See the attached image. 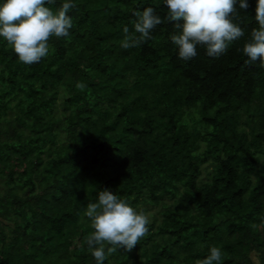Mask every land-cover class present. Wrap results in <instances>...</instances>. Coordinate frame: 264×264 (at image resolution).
Returning a JSON list of instances; mask_svg holds the SVG:
<instances>
[{
  "label": "trees",
  "instance_id": "16d2710c",
  "mask_svg": "<svg viewBox=\"0 0 264 264\" xmlns=\"http://www.w3.org/2000/svg\"><path fill=\"white\" fill-rule=\"evenodd\" d=\"M72 2L39 63L0 38V264H96L84 212L103 190L150 220L104 264H195L212 246L221 264H264V67L238 51L257 0L236 5L245 34L225 54L190 61L166 20L121 47L135 11L164 20L163 0Z\"/></svg>",
  "mask_w": 264,
  "mask_h": 264
},
{
  "label": "clouds",
  "instance_id": "9594fccd",
  "mask_svg": "<svg viewBox=\"0 0 264 264\" xmlns=\"http://www.w3.org/2000/svg\"><path fill=\"white\" fill-rule=\"evenodd\" d=\"M163 4L167 8L164 20L152 7L133 13L134 33L129 34L127 26L123 28L125 38L121 47L136 48L153 39L150 33L165 20L173 25L175 32L170 40L183 61L196 57L198 46L205 49L208 57L219 58L245 34L234 19L236 5L247 10V0H163ZM55 5L56 0H0V38L22 64L39 63L46 57L51 38L69 37L73 19L68 13L77 5L64 0L54 11ZM255 12L258 28L252 29L238 51L247 57L245 64L259 61L264 67V0H257ZM76 87L83 90L85 85L78 82ZM84 216L93 230L85 243L96 264H104L118 250L131 252L149 230L148 216L109 190L98 192L97 201L87 204ZM208 252L206 258L195 264H221V248L212 246Z\"/></svg>",
  "mask_w": 264,
  "mask_h": 264
}]
</instances>
